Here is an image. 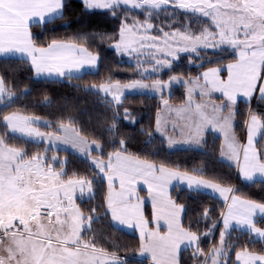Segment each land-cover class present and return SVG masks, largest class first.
Instances as JSON below:
<instances>
[{
    "label": "snow or ice",
    "instance_id": "6c2138e0",
    "mask_svg": "<svg viewBox=\"0 0 264 264\" xmlns=\"http://www.w3.org/2000/svg\"><path fill=\"white\" fill-rule=\"evenodd\" d=\"M80 3L86 14L107 16L116 27L59 37L51 26L65 19L67 0H0L5 66L27 63L37 78L71 82L98 73L101 44L134 61V76L126 80L109 75L73 85L103 109L89 131L70 100L45 119L21 103L30 90L18 91L10 75L0 74V264H264V195L243 194L229 182L231 173L205 161L182 165L155 150L159 139L171 153L207 157L215 137L221 142L214 163L264 192V0ZM185 61L190 70L178 72ZM173 85L184 89L175 105ZM149 94L163 108L153 127L141 128L146 139L133 150L134 138L121 132L123 121L135 123L125 102ZM53 103L45 96L41 106ZM29 143L39 147L30 150ZM61 152L78 154L88 170L69 168ZM182 186L193 199L221 198L218 220L204 207L200 220L186 225V206L172 195ZM101 224L138 230V243L112 241ZM233 231L248 239L234 243Z\"/></svg>",
    "mask_w": 264,
    "mask_h": 264
},
{
    "label": "trees",
    "instance_id": "16d2710c",
    "mask_svg": "<svg viewBox=\"0 0 264 264\" xmlns=\"http://www.w3.org/2000/svg\"><path fill=\"white\" fill-rule=\"evenodd\" d=\"M68 9H66V16L63 21H57L55 25L51 27L55 29L53 35L59 37L70 36L76 31L87 30V29H105L110 31L112 28L116 27V21L104 15H91L86 14L80 3V0H67ZM70 25L68 28L62 27L63 25ZM102 56V63L99 66L98 73L86 75L82 81H67L64 80H37L35 74L28 70L29 65L27 63H19L12 61V66H5L4 62H0V74L7 73L13 79L9 81L10 84H14L18 91L30 90L31 95L27 97L26 100L21 101L22 104H28L29 110L34 112L36 115L41 116L45 119H52L53 115L61 111V106L66 100H70L72 103L78 106L73 114L77 117L78 122L81 127H84L86 131H89L93 126L92 117L100 114L103 109L97 102L96 98L91 95H86L83 92L77 91L73 85L76 83H91L98 82L107 78L109 75L114 78L121 80H126L134 76V69L132 64L134 61L129 60L125 56L120 57L113 53V51L106 45L101 44L99 49ZM178 72L189 71V66L187 62H182L180 66L176 69ZM192 74H196L195 69H191ZM166 78V76L164 77ZM184 89L180 87L173 88L172 97L170 103L179 104L181 102V94ZM47 96L54 103L51 107L41 106L44 101V97ZM33 105H35L33 107ZM125 106L133 110V115L135 117V123H129L128 121H123L121 124V132L126 136L133 137L132 146L133 150H137L142 141L146 137L141 135V128H151L154 126V120L156 117V112L158 108H161V102L159 96L153 95H129ZM241 111L245 110L244 102H240L239 105ZM111 113H109V116ZM243 116L237 118V125H239ZM47 130V129H45ZM98 134V132H97ZM237 135L243 137L245 132L242 128L237 127ZM209 145L207 150L209 155L206 157L200 152H175L171 153L167 150V146L161 144L159 139L156 141L155 150L160 152V159H165L170 162L179 163L182 165L191 166V164H199L201 161L208 163L210 168L214 167L221 174L231 173L230 183L241 188L243 194L252 196L253 198H260L264 195L261 187H245L243 184L237 180L235 176L234 169H229L225 164L214 163L215 157L218 156V148L220 140L215 137H209ZM19 142V141H16ZM30 150H36L39 146L28 144ZM62 156L67 155L69 163V168L79 169L81 171H87L89 165L80 156L76 154L60 153ZM144 194V193H143ZM174 197H178L180 202L184 203L187 209V214L185 216L186 225L191 222L195 224L200 220V213L204 207L210 209L212 212V219L218 220L219 210L222 207V201L211 196V195H201L196 199L192 198V195L187 192L183 187L172 191ZM150 210V208L148 209ZM207 221L200 223V230L203 231ZM98 228H102L106 234H110V239L112 241H117L121 245L130 244L136 245L138 243L139 236L134 233H129L124 230H118L114 228H109L107 225H97ZM232 241L234 243H244L248 237L241 234L238 231H233ZM209 240L204 241V246H210ZM218 241V232L216 233V240ZM259 247V245H257ZM123 255L124 253L121 252ZM190 250L184 253L185 258L190 256Z\"/></svg>",
    "mask_w": 264,
    "mask_h": 264
},
{
    "label": "crops",
    "instance_id": "0c3cea01",
    "mask_svg": "<svg viewBox=\"0 0 264 264\" xmlns=\"http://www.w3.org/2000/svg\"><path fill=\"white\" fill-rule=\"evenodd\" d=\"M37 80H53V79H45V78H37V77H35ZM59 80H64L63 78H61V79H59ZM180 86V85H179ZM149 95H151V94H149ZM153 96H157V95H153ZM241 102H243V98L241 99ZM171 104H174V103H171ZM175 105V104H174ZM163 108V106H161V109ZM76 155H78V154H76ZM79 156V155H78ZM183 187V186H182ZM141 194L143 195V192H141ZM208 195H211V196H213V197H215V198H217V199H219V200H221L222 201V199L221 198H219L217 195H215V194H208ZM122 230H124V231H126V232H129V233H134V234H136V235H138L139 236V232H138V230H134V229H131V228H127V227H123L122 228Z\"/></svg>",
    "mask_w": 264,
    "mask_h": 264
},
{
    "label": "rangeland",
    "instance_id": "374dc122",
    "mask_svg": "<svg viewBox=\"0 0 264 264\" xmlns=\"http://www.w3.org/2000/svg\"><path fill=\"white\" fill-rule=\"evenodd\" d=\"M126 58H128L129 60H131V58L130 57H128V56H125ZM132 61V60H131ZM176 87H180L179 85H173V88H176ZM173 88H172V90H173ZM151 95H156V94H151ZM158 96V95H157Z\"/></svg>",
    "mask_w": 264,
    "mask_h": 264
}]
</instances>
